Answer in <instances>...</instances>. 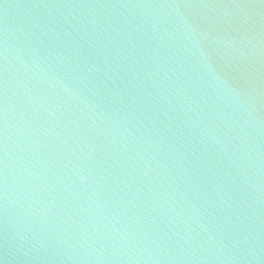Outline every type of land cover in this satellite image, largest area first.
Wrapping results in <instances>:
<instances>
[{"label":"water","instance_id":"water-1","mask_svg":"<svg viewBox=\"0 0 264 264\" xmlns=\"http://www.w3.org/2000/svg\"><path fill=\"white\" fill-rule=\"evenodd\" d=\"M0 264H264V0H0Z\"/></svg>","mask_w":264,"mask_h":264}]
</instances>
